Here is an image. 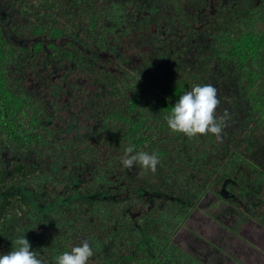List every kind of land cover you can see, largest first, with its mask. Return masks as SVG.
<instances>
[{
    "label": "trees",
    "instance_id": "1",
    "mask_svg": "<svg viewBox=\"0 0 264 264\" xmlns=\"http://www.w3.org/2000/svg\"><path fill=\"white\" fill-rule=\"evenodd\" d=\"M197 84L219 138L167 126ZM129 146L156 170L124 168ZM262 180L264 0H0V254L25 235L45 264L84 241L88 264H166L156 222L185 224L165 209L193 223L203 184L242 215Z\"/></svg>",
    "mask_w": 264,
    "mask_h": 264
},
{
    "label": "clouds",
    "instance_id": "2",
    "mask_svg": "<svg viewBox=\"0 0 264 264\" xmlns=\"http://www.w3.org/2000/svg\"><path fill=\"white\" fill-rule=\"evenodd\" d=\"M219 101L217 90L211 84L195 85L189 91L179 96L170 113L165 116L168 128L174 133H182L188 137L197 134L210 133L220 137L223 131V120L218 122L215 110ZM157 154L144 151H135L133 146L125 150L121 160L124 168L130 169L140 165L145 169L155 171L159 164ZM93 250L87 241L74 246L70 251H65L54 257V264H88ZM0 264H45L38 258L35 251L31 250L29 241L25 235L16 238L12 242L11 251L0 254Z\"/></svg>",
    "mask_w": 264,
    "mask_h": 264
},
{
    "label": "rangeland",
    "instance_id": "3",
    "mask_svg": "<svg viewBox=\"0 0 264 264\" xmlns=\"http://www.w3.org/2000/svg\"><path fill=\"white\" fill-rule=\"evenodd\" d=\"M112 14L113 12L111 15ZM259 183L258 190L264 191V180ZM196 184L200 186L201 183L197 182ZM201 185L203 186V184ZM202 186L199 189V195L196 197L197 211L194 212L196 219L193 223L188 224L192 219L191 217L187 219L188 214H191L193 210L188 209L186 211L185 208L182 210L181 214L175 215L177 212H174L176 209L174 207L167 208L164 212L167 213L168 216H173V226L178 225L180 222L185 224V227L181 229L179 233L172 235V231H169L164 223L161 221L156 222V225H161L162 229L167 231L166 234L170 236L171 240L173 239L172 243L176 247V249L169 247L163 252L161 260L166 264H224L221 254L226 257L228 256L225 249H229L228 246L232 243V241H229L232 237L231 235H236V237L245 240L242 231H253V223L249 220H240L241 217H238L236 211L231 214L225 212L223 213L222 219L218 218L217 213L220 212L221 205L225 201L217 199L215 202L208 204L206 201L208 195L204 193L206 190L205 187ZM252 198L253 195L245 193L247 211L257 207L261 202L260 197L257 199ZM202 203L207 204L205 206H200ZM138 208L141 209L140 207ZM235 219L237 224L233 223ZM139 220L143 224L146 222V218H140ZM188 225H190L191 229L194 231L191 230L193 232L191 235L187 230ZM260 253L264 256V253ZM230 254V258L233 257L234 259H237V254L233 248L230 249ZM227 259L230 262L228 257Z\"/></svg>",
    "mask_w": 264,
    "mask_h": 264
},
{
    "label": "crops",
    "instance_id": "4",
    "mask_svg": "<svg viewBox=\"0 0 264 264\" xmlns=\"http://www.w3.org/2000/svg\"><path fill=\"white\" fill-rule=\"evenodd\" d=\"M252 199H257V197L253 195ZM245 200L246 199H244L243 204L246 205ZM245 212V214L240 215L238 213L237 215L238 217H241L240 220L242 221H251L253 223V231H242L245 240L236 237V235H231L232 237H235L234 244L239 247L242 245V248L239 249L238 253L236 252L237 259H234L233 257L230 258V250L226 248L225 251L227 252V257L230 259V262L225 255L221 254L224 264H264V256L260 253H264V200L261 199V202L257 207ZM233 223L237 224L236 219Z\"/></svg>",
    "mask_w": 264,
    "mask_h": 264
},
{
    "label": "flooded vegetation",
    "instance_id": "5",
    "mask_svg": "<svg viewBox=\"0 0 264 264\" xmlns=\"http://www.w3.org/2000/svg\"><path fill=\"white\" fill-rule=\"evenodd\" d=\"M229 241H232V243H230L229 246H228L229 250L231 248H233L235 250V252L238 253L239 249L242 248V245H240V247H239L238 245L234 244L235 243V237L234 236L231 237Z\"/></svg>",
    "mask_w": 264,
    "mask_h": 264
}]
</instances>
